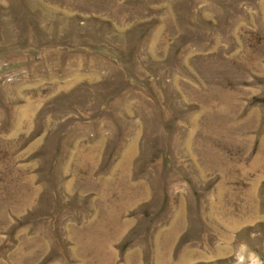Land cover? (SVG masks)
I'll return each mask as SVG.
<instances>
[{"label":"rangeland","instance_id":"374dc122","mask_svg":"<svg viewBox=\"0 0 264 264\" xmlns=\"http://www.w3.org/2000/svg\"><path fill=\"white\" fill-rule=\"evenodd\" d=\"M0 264H264V0H0Z\"/></svg>","mask_w":264,"mask_h":264}]
</instances>
